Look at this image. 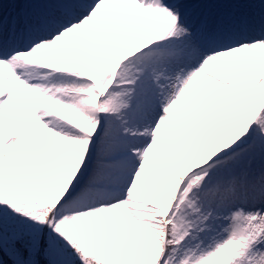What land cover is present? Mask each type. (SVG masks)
<instances>
[{
  "label": "snow or ice",
  "instance_id": "snow-or-ice-1",
  "mask_svg": "<svg viewBox=\"0 0 264 264\" xmlns=\"http://www.w3.org/2000/svg\"><path fill=\"white\" fill-rule=\"evenodd\" d=\"M0 264H264V0H0Z\"/></svg>",
  "mask_w": 264,
  "mask_h": 264
}]
</instances>
